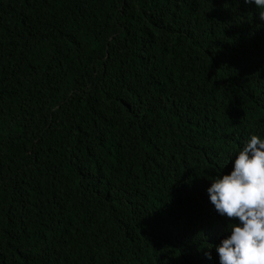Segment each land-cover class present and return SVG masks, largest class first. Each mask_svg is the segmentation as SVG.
<instances>
[{
    "label": "trees",
    "instance_id": "obj_1",
    "mask_svg": "<svg viewBox=\"0 0 264 264\" xmlns=\"http://www.w3.org/2000/svg\"><path fill=\"white\" fill-rule=\"evenodd\" d=\"M264 138L245 0H0V264H219L209 200Z\"/></svg>",
    "mask_w": 264,
    "mask_h": 264
},
{
    "label": "clouds",
    "instance_id": "obj_2",
    "mask_svg": "<svg viewBox=\"0 0 264 264\" xmlns=\"http://www.w3.org/2000/svg\"><path fill=\"white\" fill-rule=\"evenodd\" d=\"M264 21V0H245ZM232 169L211 179L207 193L229 220L227 235L214 244L219 264H264V138L251 134L234 154Z\"/></svg>",
    "mask_w": 264,
    "mask_h": 264
}]
</instances>
